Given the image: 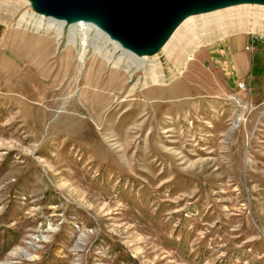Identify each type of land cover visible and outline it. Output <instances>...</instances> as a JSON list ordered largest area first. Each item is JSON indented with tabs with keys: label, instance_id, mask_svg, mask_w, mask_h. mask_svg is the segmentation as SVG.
<instances>
[{
	"label": "rangeland",
	"instance_id": "obj_1",
	"mask_svg": "<svg viewBox=\"0 0 264 264\" xmlns=\"http://www.w3.org/2000/svg\"><path fill=\"white\" fill-rule=\"evenodd\" d=\"M18 5L0 9V264H264V71L232 75L230 52L247 37L264 69L260 32L202 36L177 76L162 49L166 82L145 86L104 41L19 26L37 12ZM98 74L119 85L94 118Z\"/></svg>",
	"mask_w": 264,
	"mask_h": 264
},
{
	"label": "bare ground",
	"instance_id": "obj_2",
	"mask_svg": "<svg viewBox=\"0 0 264 264\" xmlns=\"http://www.w3.org/2000/svg\"><path fill=\"white\" fill-rule=\"evenodd\" d=\"M195 5L198 8L193 5L187 8V10H183L184 12L181 11L180 15L174 20L176 22L169 23L167 32H164L160 36L163 50L167 52V60L171 65L173 64V69H171V71L173 70V76H177V74L183 71L182 65H185L187 62L185 59L187 57L188 59L191 58V53L203 43L202 36H214L219 33H224L225 35L231 31L247 33L260 32L259 34L264 35V0H217L209 4L200 5L196 3ZM3 6L9 8L12 6L18 9V0H0V9ZM18 24L19 26H23V24L32 26L37 33L44 31L45 34H50L52 31H55L59 40L63 37L66 28H68V43L73 44L74 47L78 45V37L81 38L82 42H79L81 46L88 45L89 39L96 41L100 45L103 41L107 44L111 43V48L107 47V44H104L105 46L101 45L96 50L99 53L105 51L103 52V56L108 60H111L115 52L120 50L121 53L114 62L115 65L127 70H130L134 65L142 67L144 69L142 77L144 78L145 86L166 82V72L162 69L161 61L150 60L149 55L145 52L142 55L123 47L117 40L111 39L105 31L85 21V19L73 20L69 24L66 18L48 15L45 11L39 14L32 13L31 15L29 11H25L18 20ZM91 30H94L93 35L90 33ZM102 47H105V50ZM138 67L136 68L138 69ZM104 78V74H98L95 79H89L85 87L86 90L83 93L87 98L84 100V104L89 107V111L94 118L97 117L96 115H99L101 109L108 103V98H111L109 97L111 94L109 92L118 90L116 87L119 84L105 83ZM138 84H140V81ZM43 87L35 91V95L42 94L40 91H43L41 90V88L44 89ZM94 87H99V89L95 90L93 89ZM46 89L49 90V88L45 87V91ZM62 92L63 88L57 93L50 91L49 94L53 93L57 95ZM99 96H103L106 100L99 102ZM51 101L53 102L52 104L57 103L56 100ZM72 106H75V108H71ZM69 109H74L76 112L81 111L79 106L73 104ZM73 118L77 120V124L80 123L83 125L84 120L77 114L74 113L71 120Z\"/></svg>",
	"mask_w": 264,
	"mask_h": 264
},
{
	"label": "water",
	"instance_id": "obj_3",
	"mask_svg": "<svg viewBox=\"0 0 264 264\" xmlns=\"http://www.w3.org/2000/svg\"><path fill=\"white\" fill-rule=\"evenodd\" d=\"M28 1L37 13L45 11L48 15L66 18L69 24L73 20L85 19L105 31L123 47L142 55L145 52L151 57L163 49L160 36L167 32L169 23L181 11L196 6V3L203 5L217 0ZM179 4L181 5L178 7ZM168 18L170 19L167 20Z\"/></svg>",
	"mask_w": 264,
	"mask_h": 264
},
{
	"label": "crops",
	"instance_id": "obj_4",
	"mask_svg": "<svg viewBox=\"0 0 264 264\" xmlns=\"http://www.w3.org/2000/svg\"><path fill=\"white\" fill-rule=\"evenodd\" d=\"M247 40V37H241L233 38L230 42V52H233L236 57L235 67H237L235 70L231 71L232 75H237V73L247 75L253 65L249 52L244 50Z\"/></svg>",
	"mask_w": 264,
	"mask_h": 264
},
{
	"label": "built area",
	"instance_id": "obj_5",
	"mask_svg": "<svg viewBox=\"0 0 264 264\" xmlns=\"http://www.w3.org/2000/svg\"><path fill=\"white\" fill-rule=\"evenodd\" d=\"M256 44H260V45L264 46V35H262V34L251 35L250 45H248L246 48L248 50H254V47ZM236 86L240 92H244L247 90V84L242 79H239L236 81Z\"/></svg>",
	"mask_w": 264,
	"mask_h": 264
},
{
	"label": "trees",
	"instance_id": "obj_6",
	"mask_svg": "<svg viewBox=\"0 0 264 264\" xmlns=\"http://www.w3.org/2000/svg\"><path fill=\"white\" fill-rule=\"evenodd\" d=\"M263 71L264 69L262 65L261 55L256 54L254 55V58H253L252 74L261 75Z\"/></svg>",
	"mask_w": 264,
	"mask_h": 264
}]
</instances>
